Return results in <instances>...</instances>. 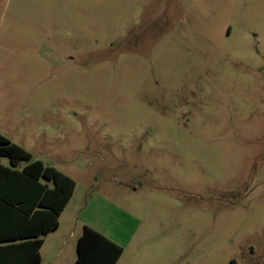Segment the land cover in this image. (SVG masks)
I'll return each mask as SVG.
<instances>
[{
	"label": "rangeland",
	"instance_id": "374dc122",
	"mask_svg": "<svg viewBox=\"0 0 264 264\" xmlns=\"http://www.w3.org/2000/svg\"><path fill=\"white\" fill-rule=\"evenodd\" d=\"M0 133L75 181L42 264H264V0H0Z\"/></svg>",
	"mask_w": 264,
	"mask_h": 264
},
{
	"label": "trees",
	"instance_id": "16d2710c",
	"mask_svg": "<svg viewBox=\"0 0 264 264\" xmlns=\"http://www.w3.org/2000/svg\"><path fill=\"white\" fill-rule=\"evenodd\" d=\"M4 159L6 162H4ZM75 181L0 133V264H40ZM122 247L85 225L73 264H115Z\"/></svg>",
	"mask_w": 264,
	"mask_h": 264
},
{
	"label": "crops",
	"instance_id": "0c3cea01",
	"mask_svg": "<svg viewBox=\"0 0 264 264\" xmlns=\"http://www.w3.org/2000/svg\"><path fill=\"white\" fill-rule=\"evenodd\" d=\"M70 199H71V198H70ZM69 201H70V200H69ZM68 203H69V202H68ZM68 203H67V204H68ZM66 206H67V205H66ZM66 206H65V208H66ZM65 208H64V209H65ZM64 209H63V210H64ZM62 212H63V211H62ZM62 212H61V214L59 215V218H58V227H57V229H55L54 231L49 232V233L46 234V235L44 236V238H43V244H42V246H41V248H40V254H41V263H40V264L43 263V248L49 243V239H48V238H49L50 236H53V234H55L56 232H58V231L60 230V228H61L60 217H61V215H62ZM85 225L89 226L88 224H83V225H82V228H81L79 234H77V236L75 237V240H74V246L71 248V253L69 254V256L64 257V259H62V258H60V257H57V260L55 261L54 264H73V262H74V260L76 259V256H77V239H78V237L81 235V233H82V231H83V227H84ZM89 227L95 229L96 231L100 232L101 234H103V235L106 236L107 238H109V239L113 240L114 242H116L117 244H119V242H117L116 240H114V239H112L111 237L107 236L105 233H103V232H101L100 230L94 228L93 226H89ZM59 244H60V246H59ZM119 245H120V244H119ZM57 246L61 248V246H62L61 242H59V243L57 244ZM122 249H123V251H122L121 255L119 256V258H118V260L116 261L115 264H119V262L121 261V258H122L123 253H124V248L122 247Z\"/></svg>",
	"mask_w": 264,
	"mask_h": 264
}]
</instances>
